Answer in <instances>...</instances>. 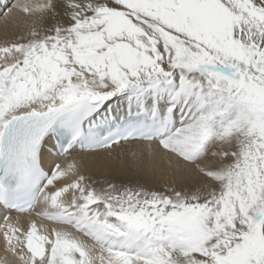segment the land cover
<instances>
[{
	"label": "snow or ice",
	"instance_id": "obj_1",
	"mask_svg": "<svg viewBox=\"0 0 264 264\" xmlns=\"http://www.w3.org/2000/svg\"><path fill=\"white\" fill-rule=\"evenodd\" d=\"M0 219V264H264V0H0Z\"/></svg>",
	"mask_w": 264,
	"mask_h": 264
},
{
	"label": "bare ground",
	"instance_id": "obj_2",
	"mask_svg": "<svg viewBox=\"0 0 264 264\" xmlns=\"http://www.w3.org/2000/svg\"><path fill=\"white\" fill-rule=\"evenodd\" d=\"M12 3V0H9V4ZM128 147H132V146H128ZM114 179H116L117 182H123V183H132L135 184L136 182H140V183H145L148 185H152L154 183V179L158 180L159 177L157 178H153L150 175H139L137 174L135 171H130L128 173H125L123 175L117 174L116 177H114ZM27 218H25L24 221H22V223H25V226H27ZM38 223H49L47 221H38ZM0 224H2V219H0ZM3 244V240H2V236H0V247H2Z\"/></svg>",
	"mask_w": 264,
	"mask_h": 264
},
{
	"label": "rangeland",
	"instance_id": "obj_3",
	"mask_svg": "<svg viewBox=\"0 0 264 264\" xmlns=\"http://www.w3.org/2000/svg\"><path fill=\"white\" fill-rule=\"evenodd\" d=\"M12 2H13V0H12Z\"/></svg>",
	"mask_w": 264,
	"mask_h": 264
}]
</instances>
